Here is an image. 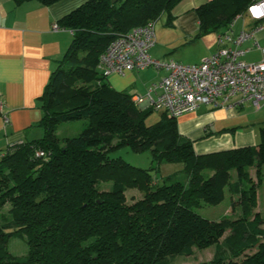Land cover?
<instances>
[{"label": "trees", "instance_id": "16d2710c", "mask_svg": "<svg viewBox=\"0 0 264 264\" xmlns=\"http://www.w3.org/2000/svg\"><path fill=\"white\" fill-rule=\"evenodd\" d=\"M182 1L86 0L59 20L73 37L40 97L43 116L36 125L44 133L8 145L0 159V264H170L177 255L214 244L213 259L196 264H264V215L256 211L264 124L257 145L199 154L177 117L159 110L160 119L147 125L146 116L156 109L136 104L134 94L114 88L98 68L101 53L117 37L155 24L163 14L172 25ZM256 1L206 0L195 8L197 37L237 34V21ZM78 120L87 124L77 136L57 134L61 124ZM124 146L150 151L155 164L141 168L111 156ZM165 162L182 169L160 183L153 171ZM129 189L143 196L129 203ZM227 189L238 195L231 199L233 208H241L237 218L212 220L196 211L220 204ZM16 234L27 243L25 256L8 249Z\"/></svg>", "mask_w": 264, "mask_h": 264}, {"label": "crops", "instance_id": "0c3cea01", "mask_svg": "<svg viewBox=\"0 0 264 264\" xmlns=\"http://www.w3.org/2000/svg\"><path fill=\"white\" fill-rule=\"evenodd\" d=\"M85 1L61 0L44 5L30 0L18 5L13 0H0V99L5 103L4 114L10 120L5 123L0 113V159L8 145L29 140L37 131L33 128L43 116L40 97L73 37L72 31L62 28L59 20ZM205 1L183 0L173 10L176 19L172 25L167 24V19L159 25L155 23L156 44L150 50L152 58L197 64L218 50L221 32L197 37L199 18L195 8ZM239 21L235 25L236 33L254 25L251 20L249 27L244 22L239 26ZM55 24H59L60 29H54ZM257 38L264 46V29L257 33ZM244 47L251 48L243 56L245 61L256 62L263 58L251 41ZM166 74L165 69L149 67L123 75L112 74L108 81L118 90L146 95ZM178 120L180 132L194 142L206 138L205 146L210 150L199 154L257 145L261 141L260 127L264 124V103L259 109L250 102L235 109L201 105Z\"/></svg>", "mask_w": 264, "mask_h": 264}, {"label": "built area", "instance_id": "2783aa9c", "mask_svg": "<svg viewBox=\"0 0 264 264\" xmlns=\"http://www.w3.org/2000/svg\"><path fill=\"white\" fill-rule=\"evenodd\" d=\"M253 9L259 12L254 13ZM247 15L254 25L248 30L241 29L237 34L227 32L220 35L218 51L198 64L152 58L150 50L156 44V33L155 24L151 22L112 41L101 53L98 68L105 76L123 75L127 71L149 67L165 69L167 74L146 95H134L133 101L143 108L151 106L165 110L177 118L201 105L235 109L250 102L259 109L264 103V46L260 44L257 33L264 29V0L249 5ZM242 16L238 15L234 21ZM54 29H60L59 24H55ZM247 41L262 52L260 61L243 59L251 49L244 47ZM4 106L0 99V113L5 123H9Z\"/></svg>", "mask_w": 264, "mask_h": 264}, {"label": "rangeland", "instance_id": "374dc122", "mask_svg": "<svg viewBox=\"0 0 264 264\" xmlns=\"http://www.w3.org/2000/svg\"><path fill=\"white\" fill-rule=\"evenodd\" d=\"M167 19V14H163L157 21L156 25L160 24L161 21ZM243 22L246 23V27H249V23L251 22L250 18L248 16H245L242 18L237 25L243 26ZM110 76L108 77L109 80ZM161 112L159 110H154L150 112L146 116V124L151 125L157 122L161 117ZM87 121L86 120H78V121H70L63 123L59 126L57 134L60 137H67V136H77L82 129L86 126ZM33 129L35 130L34 134H31L28 138L31 140L34 138L33 136H41L42 132L44 133L43 128L40 126H34ZM179 130H182L179 128ZM190 138V137H189ZM193 140V139H192ZM206 138H202L199 140H195L194 142V149L196 152H208L206 150L208 149L207 146H205ZM203 141V142H202ZM205 150V151H204ZM111 156L113 157H122L131 164L141 167V168H150L155 163L152 160V156L150 151H146L143 153H136L132 151L129 147L124 146L117 148L113 151H111ZM182 169L181 163H171V162H165L161 165V168L159 171L155 172L154 174L157 175L156 178H158L159 182L162 183L165 179V176L168 174L174 173L176 170ZM250 176L252 178V181H254L255 184L258 183L259 178L256 174V169L251 168L250 169ZM234 178H236V173L234 172ZM180 180L185 181L186 177H179ZM111 184V183H107ZM251 184L250 180L247 181V186ZM128 202L131 203L135 199H139L143 196V193H141L137 189H129L126 192ZM225 199L218 205H211V204H204L200 207H196V211H198L200 214H202L204 217H207L212 220H221L222 218H237L241 214V208L237 205L235 208L232 206V200L237 199L238 195H232L229 190H226L225 193ZM257 198H258V206L256 208V211L258 210L262 215H264V170L262 175L261 184L257 188ZM232 199V200H231ZM227 235V234H226ZM9 251L16 255V256H25L28 252V246L23 239L22 236L19 234H16L12 236L9 240L8 244ZM217 252V245H211L208 248L205 249H199L194 248V253L192 255H177L170 260V264H196L198 262H210L213 257L215 256V253Z\"/></svg>", "mask_w": 264, "mask_h": 264}, {"label": "snow or ice", "instance_id": "6c2138e0", "mask_svg": "<svg viewBox=\"0 0 264 264\" xmlns=\"http://www.w3.org/2000/svg\"><path fill=\"white\" fill-rule=\"evenodd\" d=\"M253 12H254V13H258L259 10H258V9H253Z\"/></svg>", "mask_w": 264, "mask_h": 264}, {"label": "water", "instance_id": "95a60500", "mask_svg": "<svg viewBox=\"0 0 264 264\" xmlns=\"http://www.w3.org/2000/svg\"><path fill=\"white\" fill-rule=\"evenodd\" d=\"M113 2H117V1H119V0H112Z\"/></svg>", "mask_w": 264, "mask_h": 264}]
</instances>
